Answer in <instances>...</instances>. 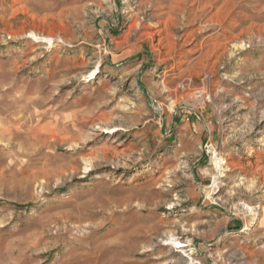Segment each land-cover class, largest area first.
Here are the masks:
<instances>
[{
  "label": "rangeland",
  "instance_id": "374dc122",
  "mask_svg": "<svg viewBox=\"0 0 264 264\" xmlns=\"http://www.w3.org/2000/svg\"><path fill=\"white\" fill-rule=\"evenodd\" d=\"M0 264H264V0H0Z\"/></svg>",
  "mask_w": 264,
  "mask_h": 264
},
{
  "label": "bare ground",
  "instance_id": "6f19581e",
  "mask_svg": "<svg viewBox=\"0 0 264 264\" xmlns=\"http://www.w3.org/2000/svg\"><path fill=\"white\" fill-rule=\"evenodd\" d=\"M19 11H22V12H26L27 10L25 8H21ZM15 16V15H14ZM32 35H35V34H32ZM214 165L217 167V168H221V161H219V159L217 158V156H215V159H214ZM174 244H177L178 242L177 241H173Z\"/></svg>",
  "mask_w": 264,
  "mask_h": 264
}]
</instances>
